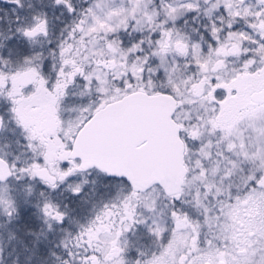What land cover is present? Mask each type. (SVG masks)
I'll return each mask as SVG.
<instances>
[{
  "label": "snow or ice",
  "instance_id": "1",
  "mask_svg": "<svg viewBox=\"0 0 264 264\" xmlns=\"http://www.w3.org/2000/svg\"><path fill=\"white\" fill-rule=\"evenodd\" d=\"M0 264H264V0H0Z\"/></svg>",
  "mask_w": 264,
  "mask_h": 264
}]
</instances>
